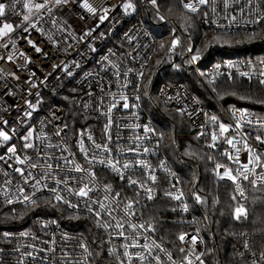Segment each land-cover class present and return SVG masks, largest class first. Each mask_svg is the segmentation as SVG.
Listing matches in <instances>:
<instances>
[{"label":"built area","instance_id":"obj_1","mask_svg":"<svg viewBox=\"0 0 264 264\" xmlns=\"http://www.w3.org/2000/svg\"><path fill=\"white\" fill-rule=\"evenodd\" d=\"M180 1L182 6L188 2ZM34 2L39 0H0V3L6 5L5 15L0 17V27L3 24L13 26V31L0 35V128L12 137L7 142L0 138V157H3L0 159V201L4 210L17 212L18 209L34 207L42 198H50L65 211L89 219L103 235L105 252L112 264L128 260L122 255L124 248L121 245L129 241L116 236L117 229L114 227L115 221L121 217L126 221L123 229L125 235L135 237L138 245L155 244L165 249L160 252L153 247L149 256L147 250L141 247H129L130 264H207V244L213 241L214 235L204 218V204L213 198L209 192L198 191L196 182L186 185L180 169L186 167L187 163L175 142L173 152L166 148L156 117L162 109L183 117L193 129L195 141L204 143L210 150L218 151L228 164L227 169L234 171V175L238 170H243L242 165L249 164L250 158L254 161L255 155H260L259 164L255 161L249 164V180H238L244 195L240 196L235 190L236 194L240 200L245 199L244 182L256 179L255 174L264 171V118H258L240 106L225 107L209 81L216 83L223 79H243L260 82L264 79L260 75L264 71V58L233 54L208 63L203 72L200 65L203 55L194 39L172 19L163 15L150 0H88L97 9L96 13H89L74 3L57 5L55 0H47L46 8L37 13L31 8ZM191 2L195 3L196 0ZM129 3L132 8L125 9L124 5ZM25 4L29 7H25ZM47 8H51V12ZM104 9H107L106 18L101 22L100 17L105 16ZM185 10L195 14L205 29L218 33H253L264 29V21L254 22L264 14V0H251L250 3L247 0H227V7L223 0H210L209 3L199 5L195 13ZM25 15L30 16L29 22L23 20ZM161 16L163 20L159 19ZM233 16L236 18L234 22L231 20ZM32 23H35V27L30 26ZM167 27L170 31L166 37L162 31ZM176 39L179 43L173 48L172 43ZM37 47L41 49L40 52L36 51ZM189 48L193 51L189 52ZM194 52H198L200 58L189 63ZM229 64L233 66L229 67ZM180 68L193 71L214 100L215 108L206 106L201 98L174 81ZM68 71L72 72L71 76L67 75ZM123 97H127L128 108L122 107L125 102ZM26 101L35 105L34 111L28 108ZM116 101H119L117 107L108 112ZM177 109L185 110L186 114H180ZM26 111L32 112L31 117L25 116ZM212 116L217 118L215 123L210 119ZM109 118L112 125L106 133L105 125ZM3 121L8 123L5 125ZM221 123L229 126L228 131L222 134L219 130ZM143 126L151 127L154 134L144 133ZM29 130L34 133L29 142L41 150L39 157L37 150L24 148L22 137ZM213 133L217 136L215 142L212 140ZM108 135L112 137L109 144L111 156L96 149L93 143H109ZM136 136L146 138L136 140ZM229 139L233 141L232 145L227 143ZM81 141L88 158L95 155L97 161L106 157L119 159L121 164L133 161L135 154L127 150L138 144L140 147L137 152L141 153L138 158L144 159L154 170L157 178L155 185L149 181V171L146 169L133 167L126 170L125 176L138 182L137 185L129 186L127 179L121 180L116 172L97 163L94 168L97 178L90 185L93 191L89 197L105 203L107 211L96 216L97 205H90L88 198H80L66 190L60 194L78 207L70 208L57 202L48 189H75L81 184L79 177L84 176L85 183L88 181L87 173L69 171L72 165L63 161L54 175L56 179L68 180V185H57L51 177L44 180L43 173L47 163H52L55 168L56 161L49 159L51 157H67L83 168H91L84 153L80 151ZM213 143L215 147L210 146ZM49 144L52 147H48ZM13 145L16 147L15 154L8 152V148ZM145 147L149 149L147 154H143ZM65 148L67 151H62ZM249 148L252 150L251 156ZM230 155L232 159H229ZM16 156L25 160V163L21 164ZM38 158L41 166L31 168L30 164ZM161 162L164 167H161ZM16 168L26 169L25 175L32 172L34 177L42 180V184L47 185V188L36 192L33 197L35 205L18 202V196L22 200L23 195L31 194L33 189L31 178L30 184L25 185L20 174L15 171ZM140 183L153 188L152 200L146 198L139 187ZM105 185H111L112 191L106 192ZM257 186L264 189V184L259 180ZM20 187L24 188V193L18 192ZM5 191L13 203L5 202ZM169 191L173 195L183 193L179 201L169 197L175 203L174 212L185 218L182 232L185 238L179 239L184 254L179 257L157 239L154 231L147 230L155 226L148 224L139 215L140 210L155 204L162 193ZM116 193L119 196L114 199ZM195 194H199L206 202L198 203ZM129 201L139 203L134 205L135 215L125 217L123 209ZM184 205H187V211ZM89 206L93 212L88 211ZM108 211L112 212L111 216ZM130 224H142L144 228L137 227L134 231ZM105 225L111 226L106 228ZM193 237L196 238L194 242ZM246 243L249 247L244 245L239 250V257L247 264H264L261 259L264 251L254 252L249 241ZM82 244L87 246V252L81 247ZM112 249H115L116 255L109 254ZM135 254L146 258L140 260ZM157 255L159 261L154 259ZM0 263L99 264L89 242L70 227L67 220L50 215L38 216L32 229L1 231Z\"/></svg>","mask_w":264,"mask_h":264},{"label":"trees","instance_id":"obj_2","mask_svg":"<svg viewBox=\"0 0 264 264\" xmlns=\"http://www.w3.org/2000/svg\"><path fill=\"white\" fill-rule=\"evenodd\" d=\"M158 9L163 15L188 33L197 44L203 58L200 61L204 72L208 63L224 57L239 54L251 58H264V29L257 32H240L224 36L223 33L205 29L195 14L186 11L180 0H157ZM163 36L169 34L163 28ZM254 36L248 39L249 36ZM214 36L229 40V44L215 43ZM237 41H241L237 43ZM211 42V43H210ZM205 45H208L205 48ZM177 83L184 85L192 94L203 100L206 106L216 107L214 100L199 82L193 71L180 68L177 71ZM220 102L227 108L240 106L258 118H264V84L257 80H219L212 87ZM223 98H220V95ZM156 123L163 134L166 148L173 152L175 145L187 166L180 169L187 186L196 182L198 191L209 192L212 200L204 204V218L210 224L214 239L207 244L205 255L207 264H247L239 257V250L249 241L252 251H264V189L256 190L249 181L244 182L246 198L240 200L232 181L219 179L216 165L226 167L228 164L220 157L219 152L210 150L204 143L195 141L193 129L181 116L162 109L156 117ZM236 196L233 200L232 197ZM243 206L246 215L239 220L234 218L235 209ZM175 203L165 193L157 202L139 211L140 217L155 226L154 234L170 252L179 257L184 254L179 240L184 231V217L174 212ZM40 215H50L67 220L70 227L81 234L90 244L99 264H112L105 252L103 235L93 226L89 219L71 214L62 209L50 198L40 199L34 207L18 209L17 212L4 210L0 201V233L3 230L16 228L32 229L34 220ZM9 264V263H0Z\"/></svg>","mask_w":264,"mask_h":264},{"label":"snow or ice","instance_id":"obj_3","mask_svg":"<svg viewBox=\"0 0 264 264\" xmlns=\"http://www.w3.org/2000/svg\"><path fill=\"white\" fill-rule=\"evenodd\" d=\"M150 2L152 4H156V0H150ZM210 0H196L195 3L191 2V0H188V2H184L183 3V7L185 9H188L189 11L195 13L198 11V6L199 5H203V4H206V3H209ZM224 4H225V7H227V0H223ZM247 2H251V0H247ZM46 3H47V0H39V2H34L31 4V8H34L37 13H39L41 10L45 9L46 8ZM55 3L57 5H60V4H65L67 5L68 3H74L76 4L77 6L81 7L82 9H86L87 12L89 13H96L97 12V9L95 7H93L89 2L88 0H55ZM25 7H29L28 4H25ZM125 9H128V8H132V4L129 3V4H125L124 5ZM5 8H6V5L5 3H0V17H3L5 15ZM31 8H30V11H31ZM243 11V9H241ZM47 11L48 12H51V8H47ZM105 11V16H101L100 17V20L101 22L103 21V19L106 18V13H107V9H104ZM83 18V17H81ZM160 20H163L164 17H159ZM235 16H233L231 18V20L234 22L235 21ZM23 20L25 22H29L30 21V16L29 15H25L23 16ZM264 21V14L260 15L259 18L254 21L255 23H260ZM31 27H35V23H32L30 25ZM218 27H221L223 28L224 26L223 25H218ZM13 31V26L10 25V24H3L2 27H0V35H7L9 32ZM25 31H27V28L25 29ZM87 34H90V33H86ZM224 36H228L230 35L228 32H224L223 33ZM83 38V37H82ZM248 39H252L254 38V36H249L247 37ZM212 41H214L215 43H224V44H229L230 41L229 40H223L221 36H214L212 38ZM241 41H237V43H240ZM29 43H31V41H29ZM179 43V40L176 39L173 41L172 43V46L173 48L176 46V44ZM211 43V42H210ZM5 47H7V45H5ZM35 47V46H34ZM208 45H205V48H207ZM94 50V49H93ZM36 51L37 52H40L41 49L40 48H36ZM189 52H192L193 50L191 48L188 49ZM2 58V57H0ZM200 58V55L198 52H194L193 55L191 56V59L189 61V63L191 62H195L197 60H199ZM9 60L12 59L11 56L8 57ZM233 65L229 64V67H232ZM56 67H60L59 65H57ZM77 67H79V65H77ZM179 67V66H177ZM217 67H219V65H217ZM65 70H67V67L65 66ZM67 75L71 76L72 75V72L68 71L67 72ZM142 75V74H141ZM241 75H246V73H241ZM261 76H264V71H261L260 73ZM260 83L264 84V79H262L260 81ZM209 84L210 85H214V81L213 80H210L209 81ZM33 87H35V85H33ZM216 87L218 86H214L213 87V91H216ZM39 95V94H37ZM218 95H220L218 93ZM220 98H223L222 95H220ZM124 99V103L122 105L123 108H128L129 105L127 103V97H123ZM137 99H139V97H137ZM258 103H264V100H258L257 101ZM119 103V101H116L114 102L111 107L108 109V112H111L113 108L117 107V104ZM26 104L28 106L29 109H32L33 111L35 110V105H33L30 101H26ZM178 112H180V114H186L185 110L183 109H177ZM25 116H28V117H31L32 115V112L31 111H26L25 113ZM104 115H107L106 113H102ZM235 114V113H234ZM190 115V113H189ZM211 121L213 123L216 122L217 118L215 116H212L210 117ZM8 122L7 121H3V124H7ZM249 123H251V121H249ZM111 125H112V121L111 119L109 118L108 120V123L105 125V131L106 133L109 132L110 128H111ZM237 127H239V124L236 125ZM66 127V126H65ZM139 127V126H138ZM228 127L229 126H225L224 124H219V130L222 133L228 131ZM15 130H13L14 132ZM143 131L144 133L146 134H154V130L149 127V126H143ZM57 135H59V132L56 133ZM34 133L32 130H29L27 135L23 136L22 139L25 141L24 143V148H32L34 150H37V154H38V157H39V152L41 151L40 149H37V146L34 144V143H30L29 140L33 137ZM0 138H2V140L4 142H7L9 141L12 137L8 134V132L4 131L3 128H0ZM146 137H140V136H136L134 137V139L136 140H142V139H145ZM37 139H39V137H37ZM89 140L92 139L91 136L88 137ZM108 139V142L109 143H106L104 145H101V144H95L94 143V147L98 150H101L102 152H107L109 154V156L112 155V149L109 147V144L111 143V140H112V137L111 135H108L107 137ZM217 139V136L215 133H213L212 135V140L213 142H215ZM257 139L259 140L260 138L257 137ZM264 142V141H262ZM228 144L232 145L233 144V141L231 139H229L227 141ZM157 144H159V141H157ZM211 147H215V143H213L212 145H210ZM48 147H52V145H48ZM140 146L138 144L134 145L133 147H130L127 151L128 152H132L135 154V158L133 159L132 162H124L123 164L120 163V160L119 159H110V158H103V159H100V160H96V157L95 155H93L91 158H88V154H87V150L85 149V146L83 144V141L80 142V151L82 153H84L85 155V159L87 160V162L89 163V165H91L92 167L91 168H83L79 163H76L74 160H71V159H68L67 157H51L49 159H54L56 161V164H55V168L53 166L52 163H47V169L44 171L43 173V179L44 180H47L49 177H51L52 179H55L56 181V184L57 185H61V184H64V185H68L69 181L68 180H61V179H56L54 173L56 172L57 169H59L61 167V161H63L65 164L67 165H72V167L69 169V171H75V172H82V173H87V176H88V181L85 183L83 182L85 180V177L84 176H81L79 177V181L81 182L80 186L77 187V188H73V187H66V188H63V189H60L58 191L57 188H50L48 189L49 191H51L54 195V199L57 201V202H61V203H64L66 204L68 207L70 208H76L78 207V205H73L71 203V201L65 199V197L63 195H61L60 193L63 192V191H68L69 193L71 194H74L80 198H88L89 200V204H95L98 206L97 210L95 211V215L96 216H100L101 215V212L102 211H107L108 208L107 206L105 205V203H103L102 201H99V200H91V198L89 197V193L93 191V188L90 186V185H93L96 181V172L94 171V168L96 166L97 163H99L100 165H103L104 167H108L110 168L112 171L116 172L119 176H120V179L121 180H125L127 179L128 180V183H129V186H134V185H137V181L136 180H133L131 179V177H126L124 172L126 170H128L129 168H133V167H138V168H143V169H146L149 171V181L151 182L152 185H155L156 183V176L154 175V170L150 168V166L145 162L144 159L142 158H138L141 156V153L137 152V149L139 148ZM233 147H235V145H233ZM62 151H67V149H62ZM123 149L121 150V153H123ZM237 153L239 152V149L236 150ZM8 152L9 153H13L15 154L16 153V147L13 145L11 147L8 148ZM249 152H250V156L252 154V150L249 148ZM149 153V149L147 147L143 148V154H147ZM0 159H3V157H0ZM16 159L21 163V164H24L25 163V160H22L20 159L19 156H16ZM25 159H29V158H25ZM229 159H232L231 155L229 156ZM254 161L256 164H259V162L261 161V157L260 155H255L254 157ZM253 159H249V164H252L253 162ZM249 164H244L242 165V169L243 170H238L237 171V174L236 175H233L232 174V171L231 169H225L224 172H219L217 171L216 175L219 179H225L227 178L228 180L232 181V183L235 185V190L239 193L240 196H243L244 195V192L243 190L241 189L240 187V184L238 183V180L239 179H243V180H249ZM40 163H39V158L32 162L30 164V167L33 168V169H36L38 167H40ZM161 167H164L163 165V162H161ZM222 165H219L217 164L216 165V168L217 170L219 168H221ZM122 169L124 171H122ZM15 171L17 173L20 174L21 178L23 179V183L25 185H29L30 184V178H31V187L33 189L32 193L31 194H24L23 195V198L22 200L19 198V196L17 197V200L18 202H21V203H28V204H31V205H35L36 204V200L33 199V197L36 195V192L37 191H41L43 190L44 188H47V185L46 184H42V180L41 179H38L36 177L33 176L32 172H28L27 175H25V171L26 169H22V168H16ZM254 172V169L252 170ZM256 179L254 180H251L250 183L252 184L253 188L256 189V190H260L257 188V180L260 181L261 184H264V171L260 172V173H256ZM73 180H76L77 178H72ZM6 183H10L8 181H6ZM105 191L106 192H111L112 189H111V185H105ZM139 187L143 190V192L146 194V198L148 200H152L154 198L153 196V188L152 187H145V184L144 183H140L139 184ZM173 187H175V185H173ZM18 192L19 193H24V188L23 187H20L18 189ZM139 195V193H138ZM4 196L7 198L6 199V203L7 204H11L13 203L12 199L11 198H8V192L5 191L4 192ZM119 196V193H116L115 196L113 197L114 199L116 197ZM165 196H168L172 199H175V200H181L182 196H183V193H180V195H173L172 192H166L165 193ZM105 200L108 199L107 196H105L104 198ZM195 199L198 203H202V202H206L204 200H202L201 196L199 194H195ZM233 200L236 199V196H233L232 197ZM139 201H129L125 207H124V213H125V217L128 216V215H135V212L133 211V208H134V205L135 204H138ZM113 211L115 210L114 208L112 209ZM184 210L187 211V205H184ZM88 211L89 212H93V208L91 206L88 207ZM112 212L111 211H108V215L111 216ZM246 215L245 213V210L242 206H238L236 207L235 209V213H234V218L239 220L241 218V216H244ZM115 219V218H113ZM125 218L124 217H121L119 220H116L115 221V229H117L116 231V236L118 237H123L126 241H129V243H126L124 245H121V247L124 248V252L122 253L123 257H127L128 260L127 261H124V260H121V264H130L131 262V255L129 254V252L127 251V249L129 247H141L143 250H147V253L149 256H151L152 254V248L155 247L156 249H158L160 252H163L165 251V249L161 248L159 245H149L148 243H145L144 245H138L136 242H135V237H129V236H126L123 229L125 228ZM111 225H105V227H110ZM134 231L137 229V227L139 228H144V225H135V224H130L129 225ZM147 230H150V231H155V228L153 227H149V229ZM5 235L7 236L8 234L5 233ZM185 238V235L182 234L179 239L180 240H184ZM195 237H193V242L195 241ZM81 247L84 249L85 252L88 251L87 249V246L86 245H81ZM245 247L248 248L249 246L247 245V243L245 244ZM181 251H183V249H181ZM110 255H116V251L115 249H112L110 250ZM90 255V253H89ZM138 256V258L140 260H144L146 257L144 255H140V254H135ZM203 255V253L201 254ZM154 259H156L157 261H159V255H157ZM261 259L264 260V254L261 255ZM190 264V262H189ZM201 264H203V262H201Z\"/></svg>","mask_w":264,"mask_h":264},{"label":"rangeland","instance_id":"obj_4","mask_svg":"<svg viewBox=\"0 0 264 264\" xmlns=\"http://www.w3.org/2000/svg\"><path fill=\"white\" fill-rule=\"evenodd\" d=\"M155 5L158 7V5H157V0H156V4H155ZM167 28H168V27H167ZM168 29H169V28H168ZM169 31H170V30H169ZM168 35H169V34H168ZM166 37H167V36H166ZM225 169H227V166H226V167H223V166H222L221 168H219L218 171L222 173V172L225 171ZM232 174L234 175V171L232 172ZM242 207H243V206H242ZM244 210H245V209H244Z\"/></svg>","mask_w":264,"mask_h":264}]
</instances>
